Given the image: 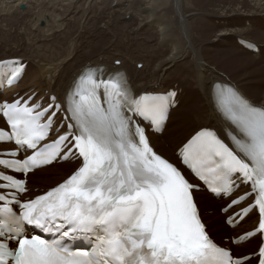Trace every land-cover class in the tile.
<instances>
[{
    "label": "snow or ice",
    "instance_id": "snow-or-ice-1",
    "mask_svg": "<svg viewBox=\"0 0 264 264\" xmlns=\"http://www.w3.org/2000/svg\"><path fill=\"white\" fill-rule=\"evenodd\" d=\"M0 68L9 85L23 78L19 61ZM208 99L222 127L194 129L182 163L214 196L230 197L221 211L231 223L257 221L251 257L231 239L214 241L200 186L149 143L143 125L161 128L173 97L132 95L119 69L96 66L77 73L63 103L32 95L0 103V264H264V108L223 79L208 85ZM65 160L78 167L32 197L29 174ZM246 184L251 192L240 196Z\"/></svg>",
    "mask_w": 264,
    "mask_h": 264
},
{
    "label": "bare ground",
    "instance_id": "bare-ground-1",
    "mask_svg": "<svg viewBox=\"0 0 264 264\" xmlns=\"http://www.w3.org/2000/svg\"><path fill=\"white\" fill-rule=\"evenodd\" d=\"M43 1H50L45 5L47 10L41 4H36L42 3V0H0V60L20 59L26 63L19 84L3 92L0 99L11 100L14 94H35L42 101L55 96L58 102L63 103L74 77L82 69L96 66L119 69L126 77L132 95L176 91L177 106L170 111L164 130L160 135L149 134V143L154 150L175 164V151L194 129L222 127L208 99V85L225 78L219 66L229 63L242 69L250 63L260 66L264 74V44L256 43L264 42V0ZM185 1L190 6L184 4ZM19 6L24 9L20 10ZM101 9L103 18L99 14ZM207 16L209 24L204 20ZM20 19L27 22L23 23ZM42 19H46V25L41 29L38 24ZM10 21H15L16 25L22 23L16 29L19 33L25 32L26 37L19 39V42L10 39ZM75 21L77 24L73 23ZM196 28L194 35L192 30ZM136 32L139 34L132 37ZM240 35L256 42L235 37ZM200 36L209 37L210 40L204 41L205 38L202 40ZM34 37L44 45H35L36 42L31 40ZM145 37V42H136ZM96 38L98 42L101 39L97 47L93 42ZM146 43L152 47H145ZM249 44L255 45L256 52L248 51ZM131 48L137 49L131 51ZM136 53L139 54L135 56ZM86 57L93 60L78 63L79 59ZM255 57H263V62H257ZM211 59L215 64H211ZM137 64H141L139 69ZM246 73V69H242L232 80L233 83L224 81L234 86L252 105L264 108V88H248L253 83L247 79L251 77L250 74ZM181 79L186 82L185 87L198 82L196 98L189 97L191 92L184 87ZM188 98L191 105H181ZM181 109H185V112L190 110L193 113L190 114L191 118L170 126L171 117ZM1 151H5L3 146H0ZM77 165L65 162L34 172L29 177L31 196H37L63 181ZM243 191L247 192L248 189L244 188ZM197 199L209 235L216 242L227 244L229 239L235 241L237 236H247L255 228L256 220L248 217L231 228V222L225 221L227 212L221 214L227 200L212 198L203 190L197 192ZM244 238L236 241H243ZM232 248L237 253L252 256L258 248L256 237L243 244L233 242Z\"/></svg>",
    "mask_w": 264,
    "mask_h": 264
},
{
    "label": "rangeland",
    "instance_id": "rangeland-1",
    "mask_svg": "<svg viewBox=\"0 0 264 264\" xmlns=\"http://www.w3.org/2000/svg\"><path fill=\"white\" fill-rule=\"evenodd\" d=\"M40 1V0H39ZM44 1L42 0V3H36L37 5H40V6H43L44 8L46 7L45 5H47V4H50V1H48V3L47 2H44ZM228 2V1H227ZM187 2L185 1L184 2V4H186ZM28 4V3H27ZM188 4V3H187ZM189 5V4H188ZM190 6V5H189ZM39 6H37V8H38ZM43 8V9H44ZM16 9V11L17 12H20V10L18 9V8H14V10ZM46 10H47V8H45ZM42 10V12H44V14H45V12H46V10ZM206 11H207V9H209V7L206 9V8H204ZM13 10V11H14ZM71 11V10H70ZM34 12V11H33ZM41 12V13H42ZM48 13L50 14V12L48 11ZM99 14L101 15V17L103 18L104 16H103V10L101 9L100 11H99ZM46 17H48V15H46ZM209 16H207V17H204V20H205V22H207V19L206 18H208ZM45 18V17H44ZM23 23L24 22H27L26 20H24V19H20ZM126 22H128V20H125ZM14 22V23H13ZM73 23H76V21L75 22H73ZM116 23V22H115ZM208 23V22H207ZM77 24V23H76ZM209 24V23H208ZM239 24H241V23H239ZM45 25H46V19L44 20V19H42L41 21H40V23L38 24V27H40L41 29L42 28H44L45 27ZM75 25V24H74ZM14 26V27H13ZM22 26V23L21 24H15V21H10L9 22V27L11 28H9L10 29V31H9V35L11 36V38L10 39H12V40H14V42H19V39H24V37H26L25 35V32L24 33H19L18 31V29H16V27H21ZM25 27V26H24ZM198 28L200 29V30H204L201 26H198ZM14 30V31H13ZM196 31H197V28L196 29H194V30H192V32H193V34L194 35H196ZM13 32V33H12ZM26 32H28V31H26ZM117 32H119V30H117ZM3 33V32H2ZM16 33H17V35H16ZM19 33V34H18ZM34 33V32H33ZM72 33V32H71ZM137 34H139L138 32H136L135 34L133 33V35H132V37H136V35ZM33 35V34H32ZM14 36V37H13ZM108 36V35H107ZM18 37V38H17ZM20 37V38H19ZM201 37V39L203 40L204 38V41H207L208 42V40H210V38L209 37H206V36H200ZM236 38H243V39H246V40H248L249 42H256V41H251V39L250 38H246L244 35H240V36H235ZM15 38H16V40H15ZM34 39V40H33ZM97 39L98 38H96L95 40H93V42H95V47H97V46H99L100 44H101V39H99L100 41L98 42L97 41ZM108 39H109V37H108ZM207 39V40H206ZM32 41H34V43H35V45H40V46H43L44 45V42H42V41H40V40H38V38H36V37H34V38H32L31 39ZM90 40V39H89ZM141 40H143V41H141ZM147 40V38L145 37L144 39H142V38H140L139 40H136V42L137 43H143V42H145ZM140 41V42H139ZM114 43H116V40H114L113 41ZM88 43H89V41H88ZM256 43H261V44H264V42H256ZM32 44V43H31ZM145 47H147V48H151L152 47V45L151 44H149V43H146V45H145ZM134 49H137V48H131V51L132 50H134ZM139 53H136L135 54V56H137ZM239 55L240 56H242L240 53H239ZM149 56V55H148ZM148 58H151V57H148ZM255 59L256 60H258L257 62H263V57H255ZM83 60H93V58H88V57H86V58H84V59H79L78 60V63H81V62H83ZM212 60V61H211ZM210 61H211V64H215V62H214V60L213 59H211ZM255 60V61H256ZM208 61H209V59H208ZM209 63V62H208ZM223 65V66H222ZM221 65V67L219 66V71L221 72V73H223V75H225V78L223 79V80H228V81H231V83H233V81L232 80H234V77H236L239 73H240V71L242 72V69L244 70V69H246V75L247 74H250V76L251 77H249V78H247L249 81H251L253 84H251V85H249V87L248 88H250V89H253V87H251V86H257V87H261V88H264V74H262L261 72L263 71V69L262 68H260V66H258V65H255V64H250V63H247V65L246 66H244L242 69L239 67V68H236V67H234V66H232L231 64H229V63H227V64H222ZM225 65H227V67L225 66ZM252 65V66H251ZM251 66V67H250ZM141 67V64H137V68L139 69ZM248 67V68H247ZM261 67H263V65L261 66ZM32 68H35L34 66L32 67ZM254 68V69H253ZM256 68H257V70H256ZM221 69V70H220ZM250 69H251V71H250ZM259 69V70H258ZM226 73V74H225ZM264 73V72H263ZM253 75V76H252ZM228 78H230L231 80H229ZM262 79H263V81H262ZM178 80H180V79H178ZM182 80V79H181ZM183 81V80H182ZM254 81V82H253ZM183 85H184V87H185V83L186 82H181ZM197 83V84H196ZM193 82V83H191V84H188L186 87L187 88H189V90H190V92H191V94H189V97H191V98H196V96L198 95V93H199V91L197 90V86H198V82ZM260 84H261V86H260ZM156 85V84H155ZM185 87V88H186ZM192 90H191V89ZM43 89V88H42ZM42 89H41V91H42ZM40 91V92H41ZM192 94H193V96H192ZM189 99L190 98H188V100H186L185 102H183L181 105H185V106H190L191 105V103H190V101H189ZM258 104V103H257ZM183 110H185V109H183ZM182 109L181 110H179L178 111V113H175L172 117H171V119H170V126H172L173 125V123H175V122H184L185 120H187V119H190L191 118V115L190 114H193L192 112H189L190 110H187L188 112H185V111H183ZM167 136V135H166ZM161 144H163V143H161ZM165 149H167V148H165ZM167 150H169V149H167ZM169 155V154H168ZM169 157H171V155H169ZM73 168V167H72ZM35 179H37V178H35ZM30 178H29V182H30Z\"/></svg>",
    "mask_w": 264,
    "mask_h": 264
},
{
    "label": "water",
    "instance_id": "water-1",
    "mask_svg": "<svg viewBox=\"0 0 264 264\" xmlns=\"http://www.w3.org/2000/svg\"><path fill=\"white\" fill-rule=\"evenodd\" d=\"M19 9H20V10H23V9H24V7H23V6H19Z\"/></svg>",
    "mask_w": 264,
    "mask_h": 264
}]
</instances>
